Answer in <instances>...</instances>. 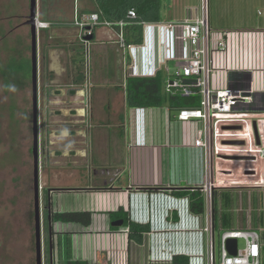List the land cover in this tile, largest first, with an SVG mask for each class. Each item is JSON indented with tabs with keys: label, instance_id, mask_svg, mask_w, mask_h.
Instances as JSON below:
<instances>
[{
	"label": "crops",
	"instance_id": "1",
	"mask_svg": "<svg viewBox=\"0 0 264 264\" xmlns=\"http://www.w3.org/2000/svg\"><path fill=\"white\" fill-rule=\"evenodd\" d=\"M161 1L157 19L143 22L166 24L200 17L204 4V0H171L168 16L163 17L167 14L162 13ZM46 4L42 12L39 1L37 16L50 24L37 28L40 180L45 188L63 189L51 196L52 216L91 214L88 227L53 219L52 235L50 224L43 221L48 212L41 214L46 244H52L53 264H189L193 255L201 257L200 264H208L203 187L209 162L205 150L194 146L201 125L180 121L179 109L168 105L133 104L128 80L161 76L165 94L196 90L202 102L201 93L197 89L166 91V82L175 78L177 70L172 58L154 76H128L126 67L133 57L119 44L118 26L127 15L119 21L111 20L113 13L99 16L93 0H49ZM208 8L214 41L213 87L243 86L264 94V0H208ZM92 14L99 16V22L88 42L76 20ZM24 23L17 30L23 31L27 46L23 55L31 59V32ZM125 33L127 44L145 45L136 54L142 71L185 50L182 43L175 50L163 31L146 34L142 24L133 21L124 27V38ZM222 40L227 44L225 51L216 46ZM28 83L25 90L31 97L32 81ZM189 191L202 194L204 213L191 211L185 203L189 198L191 204L189 196L176 195ZM124 218L148 227L141 242L129 238L127 227L113 226ZM225 225L229 228L223 229ZM212 228L216 263L222 258L225 233L251 230L260 235L264 264V186L215 188ZM240 241L244 240H238V250L245 247Z\"/></svg>",
	"mask_w": 264,
	"mask_h": 264
},
{
	"label": "built area",
	"instance_id": "2",
	"mask_svg": "<svg viewBox=\"0 0 264 264\" xmlns=\"http://www.w3.org/2000/svg\"><path fill=\"white\" fill-rule=\"evenodd\" d=\"M208 0H204L200 17L184 19L166 24L142 22L146 34L161 30L171 43H182L183 53L166 56L160 63L149 70L138 69L139 62L136 54L145 48V45L127 44L123 36L124 27L137 19V13L130 9L126 20L120 21L119 44L128 49L132 55V62L127 65L129 77H150L156 74L160 66L169 59H173L177 66L175 78L166 82V91L175 93L193 89L199 90L202 102L198 107L179 109L180 121H196L201 125L196 134L194 146L204 149L209 165L207 180L203 187L206 194L207 224L205 232L209 238L208 264H261L260 235L257 231H232L223 235L222 258L220 263L214 260V238L212 228V196L215 188L264 186V100L253 88L231 87L216 89L213 87L215 66L213 60V44L211 26L208 14ZM99 22V16L92 14L76 20V25L83 31L85 37L92 35L93 27ZM37 28L46 29L49 23L36 20ZM219 50L225 51V41L216 42ZM162 62V63H161ZM259 142V143H258ZM232 143H243L234 145ZM233 158H241L236 160ZM256 164L255 170L250 165ZM237 164V165H236ZM238 168V169H237ZM239 179V180H238ZM185 203L190 205L189 198ZM129 233V228L124 230ZM244 240L245 247L238 250L236 256H230L227 251V239ZM189 264H200V256H191Z\"/></svg>",
	"mask_w": 264,
	"mask_h": 264
},
{
	"label": "rangeland",
	"instance_id": "3",
	"mask_svg": "<svg viewBox=\"0 0 264 264\" xmlns=\"http://www.w3.org/2000/svg\"><path fill=\"white\" fill-rule=\"evenodd\" d=\"M161 2L166 17L171 0ZM29 14L30 0H0V264H36L33 197L26 186L33 167L32 93L25 90L32 62L23 55L27 46L17 30ZM43 249L44 264H53L44 227Z\"/></svg>",
	"mask_w": 264,
	"mask_h": 264
},
{
	"label": "trees",
	"instance_id": "4",
	"mask_svg": "<svg viewBox=\"0 0 264 264\" xmlns=\"http://www.w3.org/2000/svg\"><path fill=\"white\" fill-rule=\"evenodd\" d=\"M49 0H42L44 12V5ZM98 7L99 16H108L110 13L111 20L119 21L124 19L127 12L130 9H134L137 13V19L133 20L134 23L141 24L143 21L156 20L157 13L159 9V0H93ZM46 11V10H45ZM128 33V32H127ZM125 33V41L128 40V34ZM124 34V30H123ZM162 77L150 79H129L128 80V92L130 99L133 104L139 106H156V105H168L172 108H185V107H198L200 106L201 97L195 90L190 93L170 95L163 93V83ZM163 190V189H162ZM165 190V189H164ZM177 196L187 195L191 199V211L194 213H204L205 203L202 194L199 191H189V192H177ZM215 215V214H214ZM213 215V217H214ZM227 219V217H225ZM53 219L63 223H76L88 227L91 224V214L90 213H56L53 215ZM123 228L129 226V238L135 239L137 242L142 241V235L148 230L147 226L130 224L128 218H124ZM224 221V220H223ZM222 221V222H223ZM214 223V221H213ZM216 225V220H215ZM229 228V226H224L223 229ZM69 264H86L81 262H70Z\"/></svg>",
	"mask_w": 264,
	"mask_h": 264
},
{
	"label": "water",
	"instance_id": "5",
	"mask_svg": "<svg viewBox=\"0 0 264 264\" xmlns=\"http://www.w3.org/2000/svg\"><path fill=\"white\" fill-rule=\"evenodd\" d=\"M40 0H30V14L27 17L24 25L30 27L31 32V62H32V135H33V147L32 155L34 159V231H35V252H36V264H44V249H43V230H42V215H41V189L45 188L41 184L40 180V137H39V58H38V39H37V26L36 19L40 14L39 9ZM91 26L86 27V31L91 30ZM92 35L83 38L84 41H92ZM259 143V142H258ZM234 145H239L243 143H232ZM236 160H241V158H233ZM63 189H48L47 199L48 206L47 211L49 213L50 220V235H52L51 228V196L55 192H59ZM124 221H117L113 224L115 227H123ZM214 238V230H213ZM227 251L230 256H236L238 253V240L234 238L227 239L226 242ZM50 253L52 255V244H50Z\"/></svg>",
	"mask_w": 264,
	"mask_h": 264
},
{
	"label": "flooded vegetation",
	"instance_id": "6",
	"mask_svg": "<svg viewBox=\"0 0 264 264\" xmlns=\"http://www.w3.org/2000/svg\"><path fill=\"white\" fill-rule=\"evenodd\" d=\"M28 17V16H27ZM26 20H27V18H26ZM25 20V21H26ZM24 21V22H25ZM33 142V141H32ZM26 186H27V190H28V192L29 193H31L32 194V197H33V201H32V205L34 206V160H33V167H32V175H31V177H30V179L28 180V182L26 183ZM48 189H50L49 187L48 188H42L41 189V191H43V196H42V198H43V201H45L44 202V210H45V213L46 212H48L47 211V206H48V202H47V190ZM40 191V192H41ZM47 205V206H46ZM32 215H33V218H34V209H33V211H32ZM45 215V214H44ZM52 216V215H51ZM51 220H53V216H52V218H51ZM43 221H44V224H46V226L48 225V224H50V220H49V213L48 214H46L45 216H44V218H43ZM52 222V221H51ZM50 247V246H49Z\"/></svg>",
	"mask_w": 264,
	"mask_h": 264
},
{
	"label": "clouds",
	"instance_id": "7",
	"mask_svg": "<svg viewBox=\"0 0 264 264\" xmlns=\"http://www.w3.org/2000/svg\"><path fill=\"white\" fill-rule=\"evenodd\" d=\"M37 20V19H36ZM44 22V21H43ZM47 23V22H46ZM49 28V27H48Z\"/></svg>",
	"mask_w": 264,
	"mask_h": 264
}]
</instances>
